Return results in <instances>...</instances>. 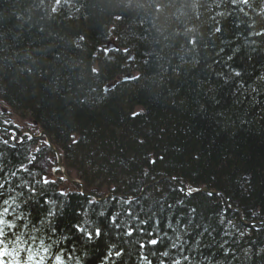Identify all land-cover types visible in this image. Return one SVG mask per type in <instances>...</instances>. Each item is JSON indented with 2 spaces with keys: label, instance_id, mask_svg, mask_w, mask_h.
I'll return each mask as SVG.
<instances>
[{
  "label": "trees",
  "instance_id": "16d2710c",
  "mask_svg": "<svg viewBox=\"0 0 264 264\" xmlns=\"http://www.w3.org/2000/svg\"><path fill=\"white\" fill-rule=\"evenodd\" d=\"M250 4L240 12L221 0H0V127L11 131H0V202L17 197L30 222L17 221V231L36 237L25 247L51 245L45 264L57 252L65 264H144L141 255L152 264H264V227H245L225 203L245 223L264 222V36L254 34L264 30V0ZM109 41L116 49L106 50ZM15 118L46 133L86 195L113 197L94 203L46 174L38 162L51 152H33L39 143L26 136L19 143ZM175 185L220 196L186 197ZM49 207L56 214L41 225ZM117 213L120 228L110 225ZM77 223L106 234L86 241ZM177 233L182 249L171 247ZM112 245L121 257L108 258Z\"/></svg>",
  "mask_w": 264,
  "mask_h": 264
},
{
  "label": "snow or ice",
  "instance_id": "6c2138e0",
  "mask_svg": "<svg viewBox=\"0 0 264 264\" xmlns=\"http://www.w3.org/2000/svg\"><path fill=\"white\" fill-rule=\"evenodd\" d=\"M62 0H55V4L57 6H59L61 4ZM64 2L66 3L67 0H64ZM222 4H231L233 9H237L240 12H245V8H250L251 4H250V0H221ZM52 11L55 13L57 11V7H53ZM216 16H221L223 17L225 15V13L223 11H219L215 14ZM117 20H123L124 17L123 16H119L116 17ZM213 20H215V16L212 17ZM217 24H219V21H216ZM222 31L221 27L217 26L214 28V32L215 33H220ZM256 36H264V30L259 31L254 33ZM80 39H84V37H80ZM189 43L192 45H196L197 41L195 38L190 39ZM238 49H234L233 51H237ZM128 49H125V53H128ZM221 52L224 51V49H220ZM228 60L232 59V56L229 55L227 57ZM219 62V61H217ZM97 69L93 68L92 72H96ZM233 74L237 77H239L241 75V73L239 71H235L233 72ZM218 75L223 76V73H218ZM126 80H138L139 77L136 76H128L125 77ZM260 80H264V76H260L259 77ZM225 82H227V78L225 77ZM241 87H243V85H241ZM253 92H257L256 88H252ZM134 116L136 115H141V113H134ZM5 143H7V141H5ZM141 143H143V141H141ZM39 151V150H38ZM161 159H163V157H161ZM35 157L32 158V160H30V163L34 162ZM155 160L150 161V163L155 164ZM22 170L24 171H28V168L25 166ZM3 169H0V172H2ZM12 176H16V172H12L11 173ZM8 183V181H4L3 183H0V189H4L5 184ZM44 184H48L49 181L47 180V178H44L43 180ZM8 191H14V189H12L11 187L8 188ZM189 195L191 194V190H189ZM23 195V193H17V196ZM61 195H64V193H61ZM209 196H212L213 193L209 192L208 193ZM4 196V192L0 191V197ZM17 197L16 196H12L9 198H5L2 200V202H0V264H45L46 260H48L53 253L50 252L51 249V245H45L44 241L41 239L40 240V245L39 247L34 251L33 248L31 246H27L28 245V241L31 240L33 242H35L36 237L35 236H29L28 239H25V235L26 233L24 232H19L17 231L18 229V224L16 223L17 221H26L25 223H23L22 227L27 229L29 227V223L27 221V217L25 216V214L23 212L18 211L21 207V205L19 203L16 202ZM27 201H25L26 203ZM45 204H51L53 202L50 201H44ZM193 211H195L193 209ZM55 212L52 210L51 207H49L47 209V215L45 216L44 219H42L40 221L41 225H43L45 222L47 223H51L50 220H48V217H53L55 216ZM105 215L104 212L100 213V216L103 217ZM119 215V213L112 215L110 217V225L111 226H115L116 228H120V224L117 223V216ZM131 212H129V216H131ZM8 217H12V219H9ZM143 223H146V221H142ZM85 223H87V221H85ZM95 223V222H93ZM221 223H223V220H221ZM229 224H231V221H229ZM171 227V225H169ZM73 229L75 230L76 233L78 234H82V238L86 239V241H92L95 238L99 239L101 238L103 235L106 234V232L103 230V226L101 224H95L94 230L93 231H89L88 228L82 226L81 224L77 223L74 224ZM251 227L255 228L257 231L260 230L261 227H264V225H261L260 227H257L256 225H252ZM33 230H37L34 228L33 226ZM173 231H176V229H173ZM240 236L244 235V232H240L239 233ZM126 235L131 237L133 236V230L131 228L128 229V231L126 232ZM149 236H151V233H149ZM67 239V238H66ZM148 244L152 245V246H158L160 243V240L156 239V238H152L149 239L147 241ZM186 243V241H182L181 235L179 233H177L175 240H173L171 247L172 248H183L184 244ZM199 243V241H197V244ZM11 245V247H10ZM146 245L144 243H140L139 247L140 248H144ZM115 248V245H112L110 250L107 253L108 258L112 257L113 255H115V257L119 258L122 256V251L117 249L115 250V252L112 251V249ZM27 252V257L26 259L21 258V253L22 252ZM73 251H75V249H73ZM155 254V253H153ZM225 254H228V250H225ZM161 255L163 257H169V252L168 251H163L161 253ZM67 259L70 261L72 260V256L69 255L67 257ZM141 261L144 262V264H152V261L148 259L147 256L145 255H141L140 256ZM184 260H189V256H183ZM54 264H65L64 259L62 258V252H57L54 254ZM77 264H79V261H77ZM160 264H164V260L160 261ZM172 264H181V260L180 259H174L172 260Z\"/></svg>",
  "mask_w": 264,
  "mask_h": 264
},
{
  "label": "water",
  "instance_id": "95a60500",
  "mask_svg": "<svg viewBox=\"0 0 264 264\" xmlns=\"http://www.w3.org/2000/svg\"><path fill=\"white\" fill-rule=\"evenodd\" d=\"M111 46L108 47V49L110 48ZM113 49H116V47L114 45H112ZM34 126L36 125L35 123L33 124ZM7 131L9 134L11 133L10 130L8 129H5L3 127H0V131ZM27 135L29 137L30 140L32 141H38L40 139H43L44 142H45V146L53 153L54 157H55V160H56V171L61 175V178L60 180L68 183V184H71V185H75L79 188V193L86 197V198H90L92 199L94 202L96 203H101V202H104L106 200H108L109 198H112L113 195L111 194H108L106 195L105 197H103L102 199H97L95 196L93 195H86L84 193V187H83V184L80 182V181H77L73 178H70L67 174H66V171H65V168L63 166V164L61 163V155L58 153V151L54 148V146L51 144L50 142V139L48 138V136L46 135V133L44 131H41V130H38L37 131V136H33L31 135L30 133H21L19 135V143L22 142L23 140V136ZM16 134L14 133V136L11 137V140L13 143H15V138H16ZM175 187L186 197H190V196H193V195H196V194H205L207 196L209 192L213 193L212 196H209V197H218L220 196V194L218 192H215V191H210V190H207L206 188H198V189H182L180 188L179 186L175 185ZM189 190H191V194L189 195ZM144 192V188L141 190L140 194L138 195V197L136 198H127L129 201H134L136 199H139L142 194ZM226 203V206H227V209L229 211H232V212H235L238 214V217H239V220L240 222L242 223V225H244L245 227H251L252 225H258V224H263L264 225V222H254V223H245L242 219V215H241V211L240 210H237V209H233L227 201H225Z\"/></svg>",
  "mask_w": 264,
  "mask_h": 264
},
{
  "label": "rangeland",
  "instance_id": "374dc122",
  "mask_svg": "<svg viewBox=\"0 0 264 264\" xmlns=\"http://www.w3.org/2000/svg\"><path fill=\"white\" fill-rule=\"evenodd\" d=\"M108 44V45H107ZM112 45H113V43L111 42V41H109V43H106V45L105 46H107V51H109V50H111V49H113V48H111L112 47ZM109 46H111L109 49H108V47ZM126 76H124V77H122V78H125ZM118 82V80H115V83H117ZM112 84V83H111ZM113 85H111V87H112ZM137 111H140V110H137ZM14 122L16 123V125L18 126V128L22 131V130H24L23 128L25 127V126H27V125H22V123L18 120V119H14ZM13 122V123H14ZM29 126V125H28ZM29 129V127L26 129V130H28ZM26 130H24L23 132H20L19 133V135L21 134V133H30L31 135H33V136H37V132H32V131H26ZM16 134V133H15ZM17 135V134H16ZM18 135V136H19ZM14 136V133H12V136L11 137H13ZM26 137H28L27 135H25ZM25 136H23V137H25ZM16 139V138H15ZM35 142H38L39 144H37V146L34 148V150H33V152H37L38 151V149L39 148H41L42 147V144L45 146V142H44V140L43 139H40V140H38V141H35ZM50 151V150H49ZM51 152V151H50ZM31 160H32V158H31ZM61 163H62V161H61ZM38 167L39 168H41L42 170H44L45 171V173L46 174H48L49 176H51V177H54V176H56V174L58 173L57 171H56V168H57V166H56V160H55V157H54V155H53V153L51 152V154L49 153V152H46V151H44V152H42L41 153V155H40V161L38 162ZM60 176L61 175H59V178H60ZM57 177V176H56Z\"/></svg>",
  "mask_w": 264,
  "mask_h": 264
},
{
  "label": "bare ground",
  "instance_id": "6f19581e",
  "mask_svg": "<svg viewBox=\"0 0 264 264\" xmlns=\"http://www.w3.org/2000/svg\"><path fill=\"white\" fill-rule=\"evenodd\" d=\"M108 45V44H107ZM106 49H107V46H106ZM127 198H129V197H126V199ZM130 198H133V197H130ZM98 199V198H97ZM102 199V198H101ZM118 199H120L119 197H118ZM92 200V199H91ZM128 200V199H127ZM93 201V200H92ZM107 201V200H106ZM129 201V200H128ZM94 202V201H93ZM105 202V201H104ZM94 203H96V202H94ZM101 203H103V202H101ZM98 204V203H97ZM237 210H239V209H237ZM241 215H242V213H241ZM242 219H243V217H242ZM244 221V220H243ZM262 225V224H261Z\"/></svg>",
  "mask_w": 264,
  "mask_h": 264
}]
</instances>
